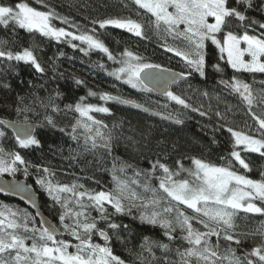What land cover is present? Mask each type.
Here are the masks:
<instances>
[{
  "label": "snow or ice",
  "instance_id": "6c2138e0",
  "mask_svg": "<svg viewBox=\"0 0 264 264\" xmlns=\"http://www.w3.org/2000/svg\"><path fill=\"white\" fill-rule=\"evenodd\" d=\"M131 2L138 6L136 15L139 19H133L131 15L107 16L93 19V27L89 29L63 15L51 5L50 0H34V3L42 5L46 10L32 6L28 0H18L14 4L0 0V26L11 28L14 35L19 28L33 36L39 34L42 38L67 43L85 55L92 51L103 52L108 60L119 64V67H115L108 75L123 80L141 93L160 91L182 110L197 112L201 116H207L208 111L202 110L203 106L193 107L188 98L172 91L171 85L181 80L186 82L193 73L207 78L209 69L223 73L219 63H208L209 43L218 50L219 60L226 59L227 64L236 73L264 74V22L247 15L249 10H256L264 15V0H258V3L256 0ZM124 7H127V4ZM139 10H144L143 17ZM56 22L67 27L57 26ZM257 25L262 31L257 35L249 34L248 28ZM97 26L99 29L112 27L125 30L142 39H151L149 33H152L163 39L162 47H167V51L175 52L176 56L183 59L189 71H157L161 69V65L149 63L146 58L127 48L118 56L114 55L99 38ZM235 29H242L243 34L237 35ZM169 37L173 41H180L182 47L168 46ZM242 42L246 47H241ZM10 45L8 39H0V59L7 62H24L31 65L37 73H45V68L36 55L38 45L21 47L15 51ZM7 66L17 72L14 64L8 63ZM55 69L56 65L53 63L52 70ZM74 79L77 85L84 83L81 79ZM220 84L230 93L238 95L247 106L248 114L258 124L255 134H250L251 129L246 132L227 126V116L230 112L227 105L224 112H215L216 117L223 121L219 127L226 128L230 133L232 144L228 155L220 157L222 163L214 164L190 157L192 167H185L180 159L175 161L176 167H170L157 157L150 163L149 168L139 169L120 161L118 157H113L110 169L113 187L99 191L85 189V186L77 181L71 184H53L50 177L54 173L49 168L42 167L41 170L48 176L38 178L36 183L47 192L54 204L60 205L62 211L59 213V222L63 232L43 219L37 227L35 217L30 213L22 210L12 211L7 205L0 204V264H127L124 259L114 254L110 246L112 236L109 232L124 244L126 241L120 233H130V225L117 223L113 217L133 216V210L138 212V216H133V219H138L142 225L158 226L169 240L168 243H163L145 236L138 252L128 250L138 264H156L160 258L155 256L153 249L163 250L165 264H264V221L250 233H237L235 223L241 213L264 216V172L260 174L261 179H252L234 170V162H238L244 170L251 171L241 152L258 153L264 158V118L257 116L253 111L254 106L264 108V95L254 94L252 85L238 79L236 75L230 80L221 79ZM0 87L10 89L11 85L3 82ZM88 95H98L99 99L105 102L114 101L121 105L143 108L144 111L152 110L145 107V104L151 103L149 100L141 104L134 99L109 92L98 94L89 91ZM202 95L208 96L209 93L205 91ZM60 97L61 93L57 91L56 95L49 96L47 101L36 97L30 104L24 103V97H18L14 111L17 117L23 116V119H0V175L10 173L15 177L22 171L27 176L30 166L41 167L30 165L19 151L4 146L7 139L4 128H11L12 139L20 149L43 147L41 139L35 134L37 123L28 116L29 112L35 111L37 103L45 110L40 127L66 133L69 139L77 142L82 152H103L111 155L114 146L113 131L118 125L113 124L109 128L103 120L92 115L110 113L111 109L86 103V97H80L75 104H66L64 109H61L56 103ZM216 98L219 100V96ZM48 109H51L53 114L67 111L79 115L70 126L60 127L54 115L48 114ZM184 114L185 111H169L167 104L164 105L163 111H157V115H162L176 125L185 123L182 118ZM245 127H248L247 124ZM215 142L213 139V143ZM82 152H77V155ZM128 170H131V176L128 175ZM154 178L158 181L157 184L153 183ZM27 188L30 186L18 182L9 183L6 187H0V192L24 191ZM65 193L70 196L62 195ZM28 199L31 201V196H28ZM108 206H111L112 212L108 211ZM90 209L97 211L98 216L92 217ZM36 215L39 216L40 213ZM101 222L106 225L107 230L98 227ZM196 224L204 230L196 227ZM64 233L74 238L76 243L71 239H58V236ZM94 234L103 237L104 244L95 243ZM240 236H259L261 242L250 252L245 251L243 255H237L232 244L240 246ZM212 237L216 238L215 244L212 243ZM221 240L227 244L223 251ZM176 241L186 242V246H183V250L181 246H177L174 251L178 259L170 260L167 254L173 251L171 245ZM69 248L74 251H69ZM145 252L148 255H145Z\"/></svg>",
  "mask_w": 264,
  "mask_h": 264
},
{
  "label": "trees",
  "instance_id": "16d2710c",
  "mask_svg": "<svg viewBox=\"0 0 264 264\" xmlns=\"http://www.w3.org/2000/svg\"><path fill=\"white\" fill-rule=\"evenodd\" d=\"M9 4H14L18 0H7ZM34 7H40L46 10L42 5L34 3V0H28ZM258 3V0H256ZM51 5L55 6L63 15L74 19L80 25L86 28H92L91 21L93 19H102L113 15H131L133 19H139L136 12L138 6L134 5L131 0H50ZM127 4V7L124 5ZM141 16H144V10H139ZM247 15L254 17L256 20L264 22V15L259 11L249 10ZM147 19V17H144ZM57 26L67 27L60 22H56ZM71 30V29H69ZM249 34L257 35L262 31L258 25L248 28ZM99 38L109 47L114 55L124 51L125 48L146 58V61L153 64H159L161 67L171 68L180 72H187L189 69L181 57L176 56L175 52L167 51V47H162L163 39L149 33L151 39H142L135 37L133 34L125 30L108 27L107 29H99ZM237 35H242V29H235ZM8 39L11 42L13 50H19L21 47H36V55L45 68V73H37L34 68L24 62H7L0 59V83L7 82L11 85L10 89L0 87V119H23V116L17 117L14 109L18 104V97H24V103L30 104L39 97L47 101L49 96H55L56 92L61 93V97L56 100V103L61 109H64L66 104H75L80 97H86V103L107 106L111 109L110 113H93L97 119L103 120L109 128L113 124L118 127L114 129V146L111 155L103 152L86 153L79 149L77 142L68 138L66 133H61L58 130L51 128L40 127L35 133L42 142V148L20 149L15 145L13 132L8 128H4L7 133V139L4 141L6 148L19 151L22 156L29 161L30 165L41 167H29V174L25 176L23 172H18L16 178L25 179L39 194V202L41 209L50 217L53 223L63 232V228L59 222V213L62 211L59 204H54L47 192L36 183L37 179L42 176H48L41 168L47 167L54 175L50 177L53 184H71L77 181L85 186L88 190H103L111 189V167L113 157H118L120 161L134 165L139 169H147L150 163L157 157L161 158L162 163L168 164L170 167H176L175 161L180 159L185 167H192L190 157L203 159L207 162L220 164V157L227 156L232 150L230 142V133L226 128H220L223 124L216 115V111H225L226 105L230 108L227 116L229 127L236 130L249 131L250 134H255V129L258 124L253 117L248 114L247 106L240 100L238 95L230 93L224 85L220 84V80H230L233 75L252 85L254 94L264 95V74L256 73H236L225 60H219L218 50L214 45L209 43L208 48V63H219L223 68V73H217L213 69H209L207 78L200 77L193 73L188 80L181 81L172 87V91L188 98L189 103L193 107H202V110L208 111L207 116H201L197 112L182 110L179 105L169 101L164 96H158L156 93H141L137 89H133L131 85L124 83L123 80H117L114 76L108 75L119 64L108 60L103 52L92 51L85 55L79 49H73L70 45L64 42H57L48 38H42L39 34L33 36L27 33L26 30L16 29L15 35L11 28L5 29L0 26V39ZM79 43V42H76ZM177 45L182 47L180 41H173L168 38V46ZM173 47V46H172ZM63 53V55H60ZM8 63L16 66L17 72L8 68ZM53 63L56 65L55 71L52 70ZM98 65H103L99 67ZM62 73V75H60ZM78 78L84 81L83 84L77 85L75 79ZM191 85V88H189ZM89 91L102 93L109 92L116 96H123L128 99H134L141 104H145L149 100L150 104H145V107H150L154 111H163L164 105H168L169 111H185L182 116L185 123L176 125L155 116H151L134 108L121 105L112 101H102L99 96H89ZM207 91L208 96H203L202 93ZM219 96V100L216 98ZM210 109V111H209ZM253 111L257 116L264 118V108L254 106ZM48 114L54 115L56 123L60 127H68L75 122V118L79 115L74 112L62 111L52 113L48 109ZM167 114L166 112L164 113ZM28 116L31 120L40 124L45 116V110L37 103L35 111L29 112ZM247 124L248 127H245ZM219 129V130H215ZM215 139V143H213ZM82 144L83 141L81 140ZM175 146V147H173ZM77 152H82L77 155ZM242 157L250 165L251 171L244 170L239 166L238 162H234V170L240 174L249 176L252 179H261V173L264 172V158L258 153L241 152ZM75 157V158H73ZM23 168L22 165H18ZM107 169V170H106ZM7 177H13L10 173L4 174ZM128 175L131 176V170H128ZM159 175V173H158ZM153 183L158 181L154 178ZM70 196V194H62ZM86 199V198H85ZM0 204L7 205L12 211L22 210L30 213L35 217V224L40 226L35 213L27 207L23 202L11 197L0 195ZM74 206V205H73ZM108 211L112 212L111 206H108ZM91 216L97 217L98 213L91 210ZM133 216H138V212L133 210ZM133 216H115L113 219L117 223L130 225L131 232H121L125 243L121 244L112 236L111 247L115 255L124 259L127 264H138L135 257L129 253L138 252L139 245L145 236L163 243H168L169 240L163 235V230L158 226L142 225L138 219H133ZM264 221V216L259 214H243L237 217L235 223L237 225V233H250L259 227L260 222ZM68 222V221H66ZM204 230L199 224L195 225ZM98 227L105 228L106 225L101 222ZM58 239H71L76 243L75 239L69 237L67 233L59 236ZM240 246L235 243L232 247L236 248L237 255H243L245 251H251L253 247L259 244L260 237L240 236ZM95 243L104 244L98 234L93 235ZM31 243V241H28ZM212 243H216V238L212 237ZM221 251L227 247V244L221 240ZM177 246H186V242H173L171 247L173 251L167 254L168 259L177 260L174 249ZM69 251H74L69 248ZM155 256L160 258L156 264H165L163 259L165 253L162 249H153ZM145 255H148L145 252Z\"/></svg>",
  "mask_w": 264,
  "mask_h": 264
},
{
  "label": "water",
  "instance_id": "95a60500",
  "mask_svg": "<svg viewBox=\"0 0 264 264\" xmlns=\"http://www.w3.org/2000/svg\"><path fill=\"white\" fill-rule=\"evenodd\" d=\"M167 69H170L174 73H180V71L175 70V69H171V68H166V66L165 67H161V69H157V71L167 70ZM181 81H179V82H181ZM178 83L172 84L171 85V90H172V87L177 85ZM154 93H156L158 96H163L160 91H156ZM112 102H114V101H112ZM125 106L134 108L136 110H139V111L144 112L146 114H149L151 116L158 117V118L166 120L168 122H172L170 120L165 119L162 115H157V111H154V110L144 111L143 108H139L138 109V108H135V107H133L131 105H125ZM172 123H174V122H172ZM38 128H39V124L37 123V127H36V130H35V133H37ZM8 129L13 132V130L11 128H8ZM16 182H18L21 185H28V186H30V188H27L24 191L6 190V191H3V192H0V195L5 196V197H11V198H14V199H16L18 201L23 202L27 207H29L35 213V215L37 213H40L39 216L36 215V217H37V219L39 220L40 223H41V220L43 219V220H46L48 222V224H54L53 221L51 220V218L47 217L46 214L41 209V207H39L40 206L39 194L37 193V191L30 184H28L26 182L25 179L15 178V177H7L5 175H0V187H6L9 183H16ZM28 196H31V201L28 199ZM101 239L104 242L103 237H101Z\"/></svg>",
  "mask_w": 264,
  "mask_h": 264
},
{
  "label": "rangeland",
  "instance_id": "374dc122",
  "mask_svg": "<svg viewBox=\"0 0 264 264\" xmlns=\"http://www.w3.org/2000/svg\"><path fill=\"white\" fill-rule=\"evenodd\" d=\"M211 22V21H210ZM173 47H177V45H172ZM241 47H246V44H244L243 42H242V44H241ZM245 59H248V57H245ZM4 175V174H3Z\"/></svg>",
  "mask_w": 264,
  "mask_h": 264
},
{
  "label": "flooded vegetation",
  "instance_id": "af4514ba",
  "mask_svg": "<svg viewBox=\"0 0 264 264\" xmlns=\"http://www.w3.org/2000/svg\"><path fill=\"white\" fill-rule=\"evenodd\" d=\"M61 231V230H60ZM62 232V231H61ZM59 237V236H58Z\"/></svg>",
  "mask_w": 264,
  "mask_h": 264
}]
</instances>
